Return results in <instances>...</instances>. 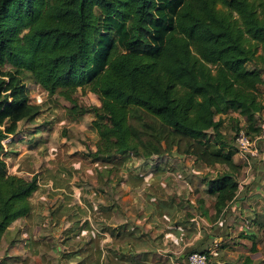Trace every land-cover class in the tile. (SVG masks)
Segmentation results:
<instances>
[{"label": "trees", "instance_id": "obj_1", "mask_svg": "<svg viewBox=\"0 0 264 264\" xmlns=\"http://www.w3.org/2000/svg\"><path fill=\"white\" fill-rule=\"evenodd\" d=\"M27 79L93 114L92 157L174 152L222 165L205 180L224 215L241 195L235 135L264 143V0H0V240L38 188L36 175L9 173L5 161L6 139L41 111ZM78 90L100 104L77 105ZM230 109L233 136L216 118Z\"/></svg>", "mask_w": 264, "mask_h": 264}, {"label": "crops", "instance_id": "obj_2", "mask_svg": "<svg viewBox=\"0 0 264 264\" xmlns=\"http://www.w3.org/2000/svg\"><path fill=\"white\" fill-rule=\"evenodd\" d=\"M261 90L264 97V87ZM20 123L26 124L21 121L18 128ZM35 129L39 132L30 142L24 141L30 151L24 161L26 178L36 175L38 188L30 212L11 222L2 235L0 264H184L185 254L193 249H207L209 264H264L259 250L264 240V186L255 185L248 201L239 195L224 215H216L215 196L206 192L205 177L211 173L202 175L203 165L174 152L145 159L93 157L98 164L94 182L71 183L73 170H79L78 161L83 160L76 157L75 167L49 162L55 154L63 161L69 149L62 141L45 147L41 133L50 134L52 127ZM16 135L4 143L10 151L6 159L18 153ZM40 146L48 152L44 161L31 153ZM233 160L244 164L237 153ZM261 178L264 185V175ZM241 246L247 250L243 257L230 259L227 254Z\"/></svg>", "mask_w": 264, "mask_h": 264}, {"label": "rangeland", "instance_id": "obj_3", "mask_svg": "<svg viewBox=\"0 0 264 264\" xmlns=\"http://www.w3.org/2000/svg\"><path fill=\"white\" fill-rule=\"evenodd\" d=\"M26 84L29 89L30 101L39 104L41 106V111L37 117L33 119V121L26 122V124L20 123V132L16 135L17 141L14 147V150L18 151V153L11 154V156L6 159L8 171L10 173L23 174L25 177L29 176L25 173V170L28 169V163L24 161V157L30 152L28 147L29 143L24 141L29 139L30 135L28 132L35 129L36 126L40 125L43 129L50 126L52 127L51 130H53L50 134H47L46 132L41 133V139L45 141L43 145L48 148L52 146V144L54 145L58 142L61 144L60 141H62L65 142L64 144L68 147L69 151L65 154V159L63 161H60V159H58L59 155L55 156V154V158L51 157L49 162L54 164L64 163L69 167H75L74 161L77 159L76 157H81L83 161H78L80 162L79 164L81 168L79 170H73L71 183L76 182L78 184L83 183L85 185L92 184L94 182V167L96 168L98 165L95 163V160H93V157L88 154V152L95 149L94 145L97 140L96 132L91 127L93 114L91 112H85L83 114L75 113L74 110H72V105L68 101L57 95H53L51 97L48 96L46 91L41 90L31 79H27ZM74 97L77 105L82 107H90L92 105L100 104L97 96L89 90H78L74 94ZM227 112L228 115H223L226 124L224 129L230 136H233L234 132L230 129L231 124L227 125L226 122L230 121L228 120V117H238V114L232 109ZM217 117H219V115H216V118ZM18 139L23 142H20V140L18 141ZM31 151V153H35L40 156V161H44V159H46L45 154L48 153L47 151L44 152V148L41 146L39 148L33 147ZM258 151V156L253 158L249 164L244 163L241 166L240 174L238 176V184L242 188V192H240V194L243 195L242 199L245 198V201H248L250 197L248 191L255 185L260 184L261 186H264L261 184V177L264 175V172H258V169L260 168L259 166L264 168V160L261 159V157L264 156V143L261 148H258ZM37 167L38 166L35 165L33 169L35 170ZM222 167V165H217L210 172L211 168L208 170L202 166L201 172H203L202 175H209L211 173L209 176L212 177L215 175L216 171ZM257 174L259 175L258 179L256 178ZM261 201L264 202L263 199H261ZM257 203H259V201ZM259 250L264 253V240L259 244ZM246 252L247 250L241 246L235 248L234 251L229 252L227 255L230 256V259L234 260L236 257H243V253ZM257 256L258 254L256 257ZM257 261H260V259Z\"/></svg>", "mask_w": 264, "mask_h": 264}, {"label": "built area", "instance_id": "obj_4", "mask_svg": "<svg viewBox=\"0 0 264 264\" xmlns=\"http://www.w3.org/2000/svg\"><path fill=\"white\" fill-rule=\"evenodd\" d=\"M257 138L264 139V121L262 123V132ZM234 142L237 147V154L243 159L244 163L249 164L253 158L258 156L259 151L256 139H252L243 129L239 130L235 135ZM209 261L210 254L200 251H192L185 256L184 264H209Z\"/></svg>", "mask_w": 264, "mask_h": 264}]
</instances>
